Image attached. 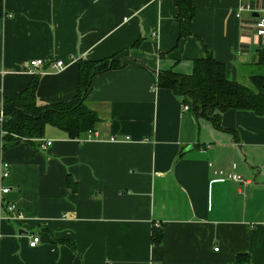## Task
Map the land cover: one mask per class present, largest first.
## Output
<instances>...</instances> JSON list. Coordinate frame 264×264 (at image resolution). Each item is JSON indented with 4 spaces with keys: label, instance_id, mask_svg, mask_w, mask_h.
<instances>
[{
    "label": "crops",
    "instance_id": "obj_1",
    "mask_svg": "<svg viewBox=\"0 0 264 264\" xmlns=\"http://www.w3.org/2000/svg\"><path fill=\"white\" fill-rule=\"evenodd\" d=\"M240 4L251 10L237 17ZM192 6L181 37L175 0H4L0 112L36 83L39 103L82 102L96 119L75 136L50 123L15 143L0 127L7 199L23 214L0 222V264H264V115L232 108L215 123L157 83L190 74L206 52L231 80L264 75L254 31L264 0ZM36 58L46 64L34 75ZM101 61L113 66L84 83L85 63ZM220 169L247 183L217 179Z\"/></svg>",
    "mask_w": 264,
    "mask_h": 264
},
{
    "label": "trees",
    "instance_id": "obj_2",
    "mask_svg": "<svg viewBox=\"0 0 264 264\" xmlns=\"http://www.w3.org/2000/svg\"><path fill=\"white\" fill-rule=\"evenodd\" d=\"M179 14L180 36L190 34V22L194 15L192 0H175ZM4 0H0V17L3 15ZM259 61L264 64V48L260 51ZM113 64L107 61L85 63L84 83L89 76ZM159 86L171 89L182 97L183 102L195 115H205L216 123L220 113L228 109H247L255 114L264 115V75H253L250 84L231 80L226 76L224 64L206 52L194 62L190 74L171 71L158 75ZM78 102V101H77ZM2 129L6 132V142L15 143L19 139L42 138L48 124H54L70 135L75 136L93 125L96 116L76 101L43 105L37 99L36 83L23 91L17 98L4 100ZM161 232L154 229L152 241L158 244Z\"/></svg>",
    "mask_w": 264,
    "mask_h": 264
},
{
    "label": "built area",
    "instance_id": "obj_3",
    "mask_svg": "<svg viewBox=\"0 0 264 264\" xmlns=\"http://www.w3.org/2000/svg\"><path fill=\"white\" fill-rule=\"evenodd\" d=\"M243 10L250 11L249 5L240 4L236 16L240 17L241 12ZM254 31L257 36L260 37L261 44L264 45V8H262L255 19L254 24ZM155 35V33H153ZM30 73L31 74H38L40 72V69L42 66L46 64V61L41 58L32 59L30 61ZM48 65L52 70H62L65 68L66 64L63 59H53L48 61ZM185 109L188 108V105L183 106ZM5 117L4 111L2 110L0 112V127H2L3 119ZM96 138H99V133L95 132ZM94 136L92 134L89 135L88 139H92ZM111 140H115L114 137L110 138ZM51 144V141L48 142V145ZM235 165H233L232 168H234ZM213 174L216 175L217 179H233L240 183H247L246 180L242 179L238 175L235 174V172L232 171H226V170H213ZM10 176V165L7 161H1L0 162V222L7 221V222H16L20 219H22L23 214L20 211L18 205L15 202L9 201L7 199L8 193L12 190L9 185H7L5 180ZM41 242V236L39 233H30L29 234V245L30 247H36ZM215 250L218 248L215 247ZM156 264V263H152Z\"/></svg>",
    "mask_w": 264,
    "mask_h": 264
}]
</instances>
